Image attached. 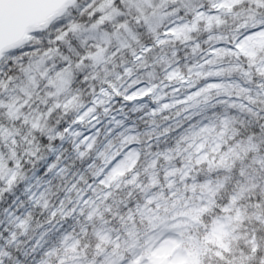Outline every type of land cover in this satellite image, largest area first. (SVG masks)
Returning <instances> with one entry per match:
<instances>
[{
  "label": "snow or ice",
  "instance_id": "snow-or-ice-1",
  "mask_svg": "<svg viewBox=\"0 0 264 264\" xmlns=\"http://www.w3.org/2000/svg\"><path fill=\"white\" fill-rule=\"evenodd\" d=\"M0 264H264V0H0Z\"/></svg>",
  "mask_w": 264,
  "mask_h": 264
}]
</instances>
